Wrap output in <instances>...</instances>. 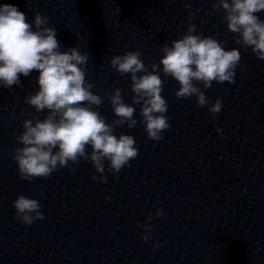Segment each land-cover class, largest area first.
I'll return each instance as SVG.
<instances>
[{
  "label": "water",
  "instance_id": "1",
  "mask_svg": "<svg viewBox=\"0 0 264 264\" xmlns=\"http://www.w3.org/2000/svg\"><path fill=\"white\" fill-rule=\"evenodd\" d=\"M214 3L0 0L18 6L26 22L37 12L47 17L62 51L78 46L87 52L91 91L104 98L119 88L130 105V75L115 72L110 59L139 50L151 71L162 45L186 32L190 12L198 32L241 54L234 83L213 81L204 90L210 104L217 98L223 104L215 118L196 106L195 96L177 99L178 83L161 73L170 127L162 140H150L133 105L137 126L117 127L114 134L132 135L138 155L119 174L106 171V183L82 158L74 171L58 167L47 178L22 180L12 157L22 147L15 137L25 120L47 115L24 102L37 90L38 73L21 76L22 86L11 91L0 88V264H264V61L235 43ZM257 15L264 20V11ZM96 110L106 123L116 118L107 99ZM21 194L40 203L44 220L16 221L12 201ZM157 208L166 218L156 217ZM149 213L152 230L143 241L137 223H149ZM156 243L161 246L153 250Z\"/></svg>",
  "mask_w": 264,
  "mask_h": 264
},
{
  "label": "clouds",
  "instance_id": "2",
  "mask_svg": "<svg viewBox=\"0 0 264 264\" xmlns=\"http://www.w3.org/2000/svg\"><path fill=\"white\" fill-rule=\"evenodd\" d=\"M185 8L190 10V5L186 4ZM212 8L217 12L223 10L221 19L236 36L235 43L241 48H251L257 59L264 61V20L257 15L264 11V0H216ZM194 18L195 14L190 12L186 32L171 45H162L159 64H152L151 71L141 60L139 50L110 59V67L115 72L130 75L134 94L130 105L124 102L119 88L104 98L91 91L94 85L85 79L87 52L78 46L62 51L56 29L48 26L47 17L37 12L29 23L18 6L0 4V88L11 91L14 85L22 86L21 76L29 77L35 70L37 90L25 97L24 102L36 113L47 112L43 120L34 117L35 123L33 119L25 120L23 132L15 137L22 145L12 153L20 178L26 181L47 178L58 167L74 171L72 165H78L81 158L92 163L101 183L107 182L106 171L113 176L119 174L138 155L132 135L114 134L117 127L137 126L133 105L139 106L140 124L150 140H162V133L170 127L165 115L168 105L161 95V73L178 83L177 99L195 96L196 106L207 107L215 118L223 104L219 98L210 104L204 90L213 81L234 83L241 54L237 48L226 50L224 41L198 32L191 22ZM103 99L110 102L116 117L110 124L96 110ZM216 132L221 134V129L217 127ZM97 178L92 176L93 180ZM109 199L106 197L105 201ZM12 207L16 221L25 226L45 219L36 199L21 194L12 201ZM155 215L166 218L159 208ZM151 220L152 213H149V223H137V227L144 229L143 241L150 239ZM160 246L154 244L153 250Z\"/></svg>",
  "mask_w": 264,
  "mask_h": 264
}]
</instances>
